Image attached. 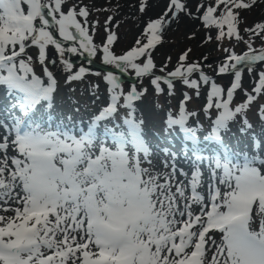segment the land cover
Listing matches in <instances>:
<instances>
[{"label": "snow or ice", "instance_id": "snow-or-ice-1", "mask_svg": "<svg viewBox=\"0 0 264 264\" xmlns=\"http://www.w3.org/2000/svg\"><path fill=\"white\" fill-rule=\"evenodd\" d=\"M257 2L201 0L196 6L194 18L208 30L205 43L213 40L214 29L216 41L235 39L247 45L241 54L234 48L222 49L226 55L215 71L233 75L226 89L199 62H187L190 48L172 71L151 79L157 94L164 91L162 85L173 94L175 79L194 89L197 97L202 86L208 87L202 109L212 120L207 141L223 143L222 134L238 116L242 133L252 128L245 113L264 93V71L258 73L252 92L243 89L246 99L232 104L242 89L243 70L252 73L254 65L264 63V46L253 48V37L264 39V20L244 28L247 40L240 31L241 12ZM65 3L0 0V89L10 101L7 120L0 119V127L7 131L0 138V264H264L260 149L254 154L226 149L205 155L197 134L202 125L188 126L198 114L186 108L192 97L184 92L178 114H168L166 130L178 127L185 134L192 170L189 174L178 169L172 153L166 171H155L135 107L147 89L132 85L125 92L122 87L120 74L142 78L153 72L151 50L161 42L164 29L181 12L193 13L181 0H169L160 16L146 22L141 38L116 54L117 34L106 27V37L97 45L89 31L88 6L74 4L65 11ZM147 7V0H141L139 11L144 13ZM111 20L108 17L105 24ZM31 47L38 49L41 74L27 54ZM50 47L67 73L66 83L91 73L83 64L74 70L69 54L86 57L87 64L99 55L104 65L116 70L91 73L102 76L108 102L87 122L51 115L58 81L49 70V63L53 67L57 63L48 59ZM42 108L49 111L47 119H34ZM120 108L127 112L118 120ZM258 114L264 120V104ZM205 161L210 170L206 193L200 191ZM178 172L184 179H178Z\"/></svg>", "mask_w": 264, "mask_h": 264}, {"label": "rangeland", "instance_id": "rangeland-1", "mask_svg": "<svg viewBox=\"0 0 264 264\" xmlns=\"http://www.w3.org/2000/svg\"><path fill=\"white\" fill-rule=\"evenodd\" d=\"M140 2L141 0H66L63 8L66 11L74 4L83 3L84 5H87L89 9L88 26L90 34H93L94 36V42L97 45H100L106 37V27L110 28L118 36L113 48L116 54H122L135 44L136 39L141 38V33L143 32L147 21L150 18H156L163 13L169 3V0H147L148 7L144 13L139 11ZM181 2L186 4V7L193 13V16H189L181 12L178 19L174 20L170 26L164 29L161 42L153 50H151V55L153 56L155 64L153 72L142 78L136 77L133 80L131 78L134 73L120 74L122 87L125 92L130 90L132 85H136L138 90L147 89L141 98L135 102V107L137 110L136 117L143 120V131L149 138L151 137L149 129H152L153 127L157 130V132H160L161 135L168 137L172 136L174 132L166 130V120L169 112L173 115L178 114L179 105L183 100L184 92H188V94L192 97V99L187 103L186 108L189 111H195L198 114L197 117H191L189 119L188 125H202V127L198 129V133L204 132V130H206V132L210 131L208 128L212 126V120L202 110L206 103V94L208 91L207 86L201 87L200 96L197 97L194 89L187 88L182 84V81L175 79L173 81V94L169 95L166 85H162L164 91L157 94L154 86L151 84V79L155 75H166L167 72L172 71L180 63V55L190 48L192 51L188 54L187 62H199L205 73L210 77H213L218 84L223 85L226 89L232 81L233 75L231 73L217 75L215 71L226 55L222 49L225 47L234 48L237 54H241L247 50V45L243 41L238 42L235 39H225L223 43L216 41L214 38L216 34L214 29L211 32L213 40L205 43L204 41L206 35L208 34V30L205 29L200 20L194 18L196 15V6L201 2V0H181ZM204 2L211 3L213 0H204ZM241 13H244V16L242 17L243 23L240 24V31L244 39L247 40L248 34L244 32V28L250 27L260 20H264V0H258L254 7L250 10L242 11ZM110 16L112 17V20L108 25H106L105 21ZM97 21L98 23L95 24V32H93V24ZM55 34L58 36V33ZM262 46H264V39H261L260 37H253V48L259 49ZM37 53L38 49L35 47L27 49V54L32 55L34 58L35 71L37 74H41L42 67L38 62H36ZM80 57H82L83 60H79L78 58ZM169 57L171 58L170 60ZM205 57H207L206 60L204 59ZM69 58L73 62L74 70L78 69L83 64L91 69V73L96 71L104 73L108 70L116 71L111 68V66L104 65L99 55L91 58L92 62L97 64L96 66L93 64H87V59L84 56H72L69 54ZM48 59L49 61L52 59H56L57 61L56 66L54 67L49 63V70L54 73L58 81L51 114L59 116L63 113L65 117L71 116L75 121L83 120L87 122L93 113L97 112L101 106L106 105L108 102L107 85L103 81L102 76L98 77L89 73L81 81L66 83L67 73L62 71L59 59L51 47L48 50ZM165 65H167L165 71L161 72L160 69L164 68ZM260 71H264V63L254 65L252 73H249L246 68L243 70L242 89L237 90L235 93L232 104L233 107L246 99L243 89H247L249 92H252V89L255 87V81L258 80V73ZM126 76L131 80L128 81ZM93 85H99L98 89L94 90L92 87ZM2 91L3 90L0 89V119L7 120L5 117L6 108L4 104L8 102V100L4 97ZM262 104H264V93H261L257 97L245 113L247 119H250L251 123L255 124V130L249 129L248 131L250 132L246 133V131L242 133L240 131L242 118L239 116L237 117L239 119L235 121L233 128L238 129L240 135H244L245 149L250 147V150L246 152L254 154L259 148L260 154L264 157V120H261L258 114L259 106ZM76 108H79L78 112L75 111ZM126 112L127 109L120 108V114H118L117 119H122L126 115ZM216 114L217 111L213 108L211 110V117L214 118ZM0 128V131H6L4 130L5 128ZM235 140L230 139V144L234 143ZM250 143L251 146L248 147L247 145ZM255 143L256 148L252 147ZM168 144V140L164 138L162 142H159V146L156 147L154 144L151 145L150 158L152 160L154 170L159 172L166 171L165 162H168V164L171 165V154L174 153L176 167L178 169H183L185 172L190 174L193 167V163L191 162L192 160L190 161L189 159V157H191L190 152L185 150L178 151L176 148H171ZM201 169L202 171L210 172L206 161L203 165H201ZM177 177L178 179L182 178V176L179 175V172L177 173ZM206 191L207 186L202 192L206 193ZM216 238H219V234L216 235ZM208 255L210 258L211 250Z\"/></svg>", "mask_w": 264, "mask_h": 264}, {"label": "bare ground", "instance_id": "bare-ground-1", "mask_svg": "<svg viewBox=\"0 0 264 264\" xmlns=\"http://www.w3.org/2000/svg\"><path fill=\"white\" fill-rule=\"evenodd\" d=\"M1 129V128H0ZM6 130V129H4ZM7 134V131H0V137L2 138L4 135ZM182 167V166H181ZM203 169V168H202ZM185 171V170H184ZM203 185L201 191H204L206 189L207 184L209 183V177H210V172L203 171ZM183 178V177H182ZM181 178V179H182ZM180 179V178H179ZM184 179V178H183ZM198 211V209H196Z\"/></svg>", "mask_w": 264, "mask_h": 264}, {"label": "trees", "instance_id": "trees-1", "mask_svg": "<svg viewBox=\"0 0 264 264\" xmlns=\"http://www.w3.org/2000/svg\"><path fill=\"white\" fill-rule=\"evenodd\" d=\"M244 16V13H241V18ZM221 79V78H220ZM249 120V122H251L250 121V119H248ZM151 130H153V133H154V135H153V139H155V140H157V142H160V140L163 138V136H160V133H157L156 132V130H154V129H150V131Z\"/></svg>", "mask_w": 264, "mask_h": 264}]
</instances>
